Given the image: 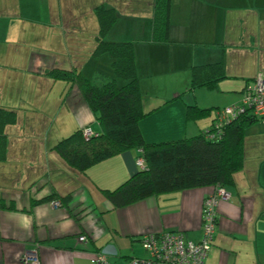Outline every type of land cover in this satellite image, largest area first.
Instances as JSON below:
<instances>
[{
	"label": "crops",
	"instance_id": "crops-1",
	"mask_svg": "<svg viewBox=\"0 0 264 264\" xmlns=\"http://www.w3.org/2000/svg\"><path fill=\"white\" fill-rule=\"evenodd\" d=\"M100 6L116 16L106 40L133 45L148 144L201 134L219 109L238 105L258 76L264 80V0H172L166 44L151 39L154 0H0V264H22L27 250L40 264H91L98 252L127 261L146 235L201 238V206L214 188L113 208L102 191L138 171L137 150L85 173L54 150L78 129L101 132L77 87L48 75L111 76L108 55L92 57ZM214 63L225 78L214 90L189 91L192 68ZM188 106L208 114L187 121ZM225 189L205 264H264V119L245 129L242 168Z\"/></svg>",
	"mask_w": 264,
	"mask_h": 264
},
{
	"label": "trees",
	"instance_id": "trees-1",
	"mask_svg": "<svg viewBox=\"0 0 264 264\" xmlns=\"http://www.w3.org/2000/svg\"><path fill=\"white\" fill-rule=\"evenodd\" d=\"M171 5L172 0H154L151 31L154 43L166 44L169 41ZM94 13L98 33L92 57L108 55L111 76L96 73L92 78H85L75 71L60 70H52L48 75L77 87L101 132L85 138L83 132L86 128L78 129L59 141L54 150L69 167L80 173L124 151L137 150L136 161L141 158L143 167L118 188L102 191L113 208L127 207L173 192L216 187L225 189L233 185V176L243 164L245 129L256 120L246 111L219 124L218 134L215 133L214 118L211 126L197 136L158 144L146 143L139 130V122L148 113L142 109L133 45L131 42L106 40L116 22L113 10L100 6ZM224 78L220 63L193 67L188 90H214ZM207 114L206 110L196 106L186 108L187 121L205 118ZM52 198L47 200L52 201ZM62 200L67 203L68 197ZM217 222L218 217L216 228Z\"/></svg>",
	"mask_w": 264,
	"mask_h": 264
},
{
	"label": "built area",
	"instance_id": "built-area-1",
	"mask_svg": "<svg viewBox=\"0 0 264 264\" xmlns=\"http://www.w3.org/2000/svg\"><path fill=\"white\" fill-rule=\"evenodd\" d=\"M248 111L256 121L264 119V80L258 76L253 85L241 94L240 103L219 109L215 115L216 131L219 133V124L237 118ZM84 137L93 133L90 129L84 130ZM137 167H143V160L136 161ZM229 200V194L223 187H216L202 203L201 238L198 241L186 239L182 234L175 232H162L146 235L141 238L140 244L144 257L129 258L124 264H205V259L211 248L216 230L217 207L219 202ZM53 202V207H58ZM80 243H87L85 237H79ZM22 264H40L36 250H27L22 254ZM91 264H111L105 253L98 252L91 258Z\"/></svg>",
	"mask_w": 264,
	"mask_h": 264
},
{
	"label": "rangeland",
	"instance_id": "rangeland-1",
	"mask_svg": "<svg viewBox=\"0 0 264 264\" xmlns=\"http://www.w3.org/2000/svg\"><path fill=\"white\" fill-rule=\"evenodd\" d=\"M131 257H137V258H142V257H144V252L140 249V248H138L136 251H135V254H132V255H130ZM115 259H112V260H110L111 262V264H124L126 261H123L122 259H118V260H115Z\"/></svg>",
	"mask_w": 264,
	"mask_h": 264
}]
</instances>
